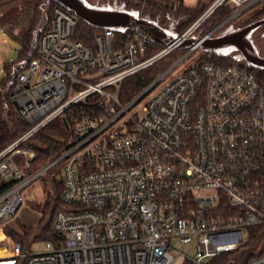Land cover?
I'll use <instances>...</instances> for the list:
<instances>
[{
  "label": "built area",
  "instance_id": "2783aa9c",
  "mask_svg": "<svg viewBox=\"0 0 264 264\" xmlns=\"http://www.w3.org/2000/svg\"><path fill=\"white\" fill-rule=\"evenodd\" d=\"M262 1L215 0L179 36L194 35L225 3L238 17ZM79 19L54 4L14 79L11 96L30 127L0 151V178L21 179L0 194V260L235 264L222 256L245 245L249 228L264 227V88L256 73L199 60L182 66L194 49L123 101L124 81L177 44L149 55L150 36L132 31L119 41L113 28L85 44L75 38ZM0 27L16 32L15 20ZM60 116L72 131L68 148L24 177L36 153L21 144ZM57 164L63 200L78 207L55 214L60 246L47 241L43 252H29L7 229L23 190ZM246 264H264V236Z\"/></svg>",
  "mask_w": 264,
  "mask_h": 264
},
{
  "label": "trees",
  "instance_id": "16d2710c",
  "mask_svg": "<svg viewBox=\"0 0 264 264\" xmlns=\"http://www.w3.org/2000/svg\"><path fill=\"white\" fill-rule=\"evenodd\" d=\"M47 1L0 0V14L8 10L17 11L14 18L16 22L14 36L22 45L18 59L5 63L7 75L0 80V151L16 141L30 127L29 123L20 115L11 95L16 74L23 68L20 62L28 58L31 46L35 42V35L38 31L40 33L44 15L47 14L50 17V6L58 3L51 1L48 5ZM127 3H135L136 6L142 4L140 0H137V2L129 0ZM145 8L146 16L154 21H156L159 15L162 16V19L158 21L161 25L166 20H181L175 30V34L181 35L204 13L207 9V4L203 0H199L196 6H189L184 0H145ZM234 10L235 7L230 3L221 5L195 30L194 34L206 35L227 19ZM241 15L236 18H240ZM263 18L264 1L255 6V9L248 17V22ZM225 26L226 24L220 27L218 33L222 32ZM102 30V28L91 26L86 21L79 19L75 38L83 41L85 44L95 46L96 37ZM132 31L134 30H115V38L122 41L128 32ZM150 47L149 55L162 49L164 46L154 42ZM186 52L187 49L177 47L149 67L128 77L121 88V99L123 101L133 99ZM206 62H212L222 66L234 64L244 66L256 73L258 80L264 88V69L247 64L240 56L236 57L224 52L206 51L205 55L200 58L199 63ZM71 135L72 131L66 116H60L23 142L21 146H27L36 153L24 177L36 173L57 159L68 148ZM60 172V164H57L49 168L44 175L38 178L44 181V190L47 192V199L41 202L35 200L29 202L30 207L38 210L40 214L34 226L27 227L22 225L23 234L7 229V233L16 241L22 243L24 239L34 237L37 240L44 239L50 241L57 247L62 244L63 236L57 233L53 227L55 214L58 210H73L78 206L64 202V185L61 177L58 178ZM20 180L15 177L0 178V194L13 187ZM263 236L264 227L249 228L248 240L245 245L236 250L226 252L222 256V259L231 261L235 259V264H246L249 257L253 255V249Z\"/></svg>",
  "mask_w": 264,
  "mask_h": 264
},
{
  "label": "water",
  "instance_id": "95a60500",
  "mask_svg": "<svg viewBox=\"0 0 264 264\" xmlns=\"http://www.w3.org/2000/svg\"><path fill=\"white\" fill-rule=\"evenodd\" d=\"M51 1L62 4L73 11L80 19L97 28H113L120 31L134 30L142 35L150 36L153 42L164 47L177 44V47L187 49V52L198 47L204 51L216 52H222L224 49H237L240 52V57L247 64L264 69V56L259 53L250 38V34L257 27L264 24V18L250 22L241 28L223 31L218 35H214L223 24L235 16V13H233L206 35H191L182 38L162 27L156 21L125 9L96 7L85 0H48L47 4L49 5ZM38 34L39 31L35 35V41ZM15 105L18 108L16 101ZM21 264H24V262Z\"/></svg>",
  "mask_w": 264,
  "mask_h": 264
},
{
  "label": "rangeland",
  "instance_id": "374dc122",
  "mask_svg": "<svg viewBox=\"0 0 264 264\" xmlns=\"http://www.w3.org/2000/svg\"><path fill=\"white\" fill-rule=\"evenodd\" d=\"M85 1L87 3H89L90 5H93L96 7L107 8V9L121 8V9H125L128 11H132L134 13H137L140 16L148 17V16H146V13H145L146 8L143 9L142 4H139L137 6L135 3L128 4L127 2H129V0H85ZM131 1L137 2V0H131ZM184 1L189 6H196L199 2V0H184ZM214 1L215 0H203V2H205L207 4V8ZM256 5H254L249 10H247L245 13H243L240 16V18L234 17L231 20L227 21L226 26L224 27L223 31L235 30V29L241 28V27L249 24L250 22H248V17L251 15V13L255 9ZM51 8H52V5L50 6V9ZM16 13H17V11H15V10H8V11L1 13L0 16L2 14H3V16H1L2 18L0 19V22H2L3 24L11 23L12 21L15 20L14 18H15ZM48 19H49L48 15L43 17L42 22L44 25L47 23ZM161 19H162V16L159 15V17L156 18V22L158 23V21H160ZM180 22H181V20H179V19H171L169 21L168 20L164 21L162 23V25L161 24L160 25L162 27L168 29V30L172 29L170 31H172L173 33H176L175 30H176V28ZM251 22H253V21H251ZM214 34H218V30ZM194 35H199V34H194ZM250 38L253 41L254 45L256 46L257 50L260 52V54L264 55V24L257 27L250 34ZM21 48H22L21 42L17 38H15L13 33L10 32L9 30H5L4 28L0 27V80H2L7 75V72L5 70V63L13 62V61L17 60L19 57ZM160 50L156 51L155 53L159 52ZM222 52H224L226 54H231V55L236 56V57L240 56V52L237 49H224ZM205 53H206V51H204L202 48H200V47L196 48V50L190 54V58L186 59L182 63V66L187 65V64L191 63L192 61L200 60V58L203 57L205 55ZM22 148H25V146H22ZM18 161L22 162V157L18 158ZM58 178H60V175L58 176ZM23 198H24V201H23V204H22L19 212L17 213V216H18V214H22V218L24 219V221L32 223V221H34V219H35V216H34V212H31L30 210H33L36 213L37 212L39 213V211L32 209L30 207L29 202H31L33 200H35L37 202H39V201L41 202V201H45V199H47V192L44 190V181L41 179H37L34 183L29 185L27 188H25L23 190ZM27 209H30V210H27ZM27 211H30V213ZM24 217H26V218H24ZM15 218H16V216H15ZM15 218L13 219V221L11 223V225L13 227H14L15 222H16ZM9 227H10V225H9ZM20 229H21L20 232H22V234H23L22 227H20ZM13 240H15V239L13 238ZM46 242L47 241L44 239H38L37 240L34 237H29L27 239H24L22 241V244L24 245V247H28L29 252L39 253V252L44 251L45 246H46ZM22 261H23L22 259H15L14 262L11 260H0V264H21ZM174 264H189V261H184L183 259H180Z\"/></svg>",
  "mask_w": 264,
  "mask_h": 264
},
{
  "label": "crops",
  "instance_id": "0c3cea01",
  "mask_svg": "<svg viewBox=\"0 0 264 264\" xmlns=\"http://www.w3.org/2000/svg\"><path fill=\"white\" fill-rule=\"evenodd\" d=\"M21 208V207H20ZM20 210V209H19ZM19 210H18V212H19ZM27 210H30V209H27ZM31 212H34V216H35V219H34V221H32V223L30 222H26V221H24V219L22 218V214H18V216H17V214L15 215L16 216V218H15V216L12 218V220L10 221V227L8 228V229H10V230H12V231H15V232H17V233H22V232H20L21 231V229H20V227H22V225H24V226H27V227H30V226H33V225H35V223H37V221H38V219H39V216H40V214L37 212H35V211H33V210H30ZM30 211H27V212H29L30 213ZM17 212V213H18ZM15 218V225H14V227L11 225V223H12V221H13V219ZM24 218H26V217H24Z\"/></svg>",
  "mask_w": 264,
  "mask_h": 264
},
{
  "label": "flooded vegetation",
  "instance_id": "af4514ba",
  "mask_svg": "<svg viewBox=\"0 0 264 264\" xmlns=\"http://www.w3.org/2000/svg\"><path fill=\"white\" fill-rule=\"evenodd\" d=\"M223 32V31H222ZM222 32H219L218 34L222 33ZM226 32V31H225ZM218 34H214V35H218ZM260 53V52H259ZM264 56V55H263Z\"/></svg>",
  "mask_w": 264,
  "mask_h": 264
}]
</instances>
